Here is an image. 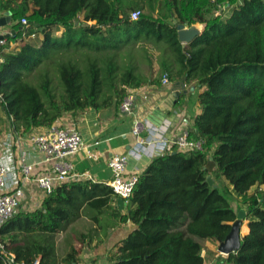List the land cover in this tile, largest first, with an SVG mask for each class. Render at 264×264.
Returning a JSON list of instances; mask_svg holds the SVG:
<instances>
[{
    "label": "trees",
    "instance_id": "1",
    "mask_svg": "<svg viewBox=\"0 0 264 264\" xmlns=\"http://www.w3.org/2000/svg\"><path fill=\"white\" fill-rule=\"evenodd\" d=\"M224 7H233L226 19L216 15ZM132 11L139 12L136 21L129 19ZM7 12L0 108L22 134L67 114L119 106L130 90L148 84L135 49L150 69V50L156 51L160 76L152 82L166 75L175 84L203 88L201 113L190 129L191 137L204 140L203 151L173 148L153 158L137 175L125 215L107 185L56 187L39 209L16 212L0 226V245L14 264H57L54 235L85 208L96 210V223L106 212L135 225L109 264H204L205 243L223 241L236 219L233 199L245 207L248 234L237 252L218 255L219 264H264V0H0V15ZM173 20L200 24V33L182 44ZM30 35L42 39L25 40ZM209 159L211 172L205 169ZM216 180L225 182L224 190ZM78 254L71 245L60 264H78ZM0 264H7L2 252Z\"/></svg>",
    "mask_w": 264,
    "mask_h": 264
},
{
    "label": "crops",
    "instance_id": "2",
    "mask_svg": "<svg viewBox=\"0 0 264 264\" xmlns=\"http://www.w3.org/2000/svg\"><path fill=\"white\" fill-rule=\"evenodd\" d=\"M3 15H0V18ZM10 30L9 25L0 28V36L7 35ZM61 32L62 30H60V34ZM35 38H37V41ZM32 39L39 43L42 36L36 35L25 40L31 41ZM15 46L16 44L10 45L11 48ZM152 68L150 69V74L146 75L144 73L149 77L148 84L131 92L135 94L137 108L141 115L148 116L154 124H160L164 120L170 122L166 136L172 139L180 129L186 127L190 130L192 128L194 117L201 113L197 96L203 91V88L197 87L194 82L175 84L169 81L168 85L152 82L156 80L155 77L157 75V77L160 76L158 64ZM10 122L4 113L1 112L0 131H5L9 126L11 127ZM5 124L6 127L4 128ZM54 124H62L77 129L82 135L86 146L85 149L72 157L75 173L74 177H71L66 183L92 181L108 186L112 179L108 160L112 156L126 155L128 157L127 174L136 176L146 168L153 158L159 156L157 154L149 158V153L136 147L135 139L130 132L131 119L121 115L118 111V106L113 105L99 112L89 110L82 114H67ZM38 130L40 128L33 129L27 134L35 133ZM15 133L19 136L26 135V133L22 134L16 130ZM15 152L18 156L24 153V157L28 162L38 161L32 147L25 143L16 142ZM38 171V168L34 170L33 177L37 175ZM33 177L22 183L20 187L17 212H33L40 208L46 198ZM124 202L125 205L122 206L121 210L116 207L121 215H125L128 209L127 201ZM243 208L245 207L243 206ZM96 213V210L85 208V213L80 218L69 223L60 233L54 235V261L57 264L61 263L62 258L71 245L79 249L78 264H109L108 258L116 246L135 229V225L130 221L125 223L118 222L106 212L99 216L98 223H96L91 220V217L96 215ZM246 225L247 220H243L240 229L241 237H245L248 234ZM244 228L247 229V233L242 235V229ZM208 244L205 243L206 248ZM211 250L215 252L213 256L217 260L215 264H219V253L216 246H213ZM204 255H206V252L203 255L201 254L203 258H205ZM221 258L225 259L226 257L221 256ZM213 261H208L207 264H213Z\"/></svg>",
    "mask_w": 264,
    "mask_h": 264
},
{
    "label": "built area",
    "instance_id": "3",
    "mask_svg": "<svg viewBox=\"0 0 264 264\" xmlns=\"http://www.w3.org/2000/svg\"><path fill=\"white\" fill-rule=\"evenodd\" d=\"M138 18V11H132L129 14L130 21H136ZM21 23L25 25L27 22L22 19ZM9 34L8 32L7 35ZM33 36H27L25 39ZM4 44L5 38L0 39V46ZM161 84H169L166 75L162 76ZM131 91L123 96L118 111L121 115L131 119L130 132L135 139L137 148L149 153V158L157 154L160 156L163 153L171 152L173 148L177 152L183 153L203 151L204 140L199 137H191L190 130L186 127L180 129L172 139L167 137L170 122L164 120L160 124H154L148 116L141 115L137 108L136 98ZM2 103L3 99L0 95V104ZM0 132V226H2L17 212L20 187L22 183L33 177L36 168L39 171L33 178L47 196L56 187L74 177L75 172L71 159L86 146L77 129L62 124L40 128L35 133L24 136L17 135L12 126ZM16 142L25 143L32 147L38 161L28 162L24 153L18 156L15 152ZM127 165L128 157L126 155H114L108 160V166L112 172V179L108 186L117 198L124 201L130 197L137 181L136 175L127 174ZM0 252L7 259V264H14L13 256L3 252L1 245ZM204 253L205 251L202 250L201 254ZM218 255L222 256L221 254ZM30 264H40V262L36 259Z\"/></svg>",
    "mask_w": 264,
    "mask_h": 264
},
{
    "label": "water",
    "instance_id": "4",
    "mask_svg": "<svg viewBox=\"0 0 264 264\" xmlns=\"http://www.w3.org/2000/svg\"><path fill=\"white\" fill-rule=\"evenodd\" d=\"M10 22H11L10 13L7 12L0 18V28L9 25ZM173 23L175 24V28L178 34V40L182 44L190 43L191 40L197 34L200 33V29H197L194 25L191 27H186L182 24H178L176 20H173ZM5 37H7V35L0 36V39H4ZM213 168H214V163L212 162L211 159H209V162L207 163L205 169L211 172ZM206 183L210 187L216 188V185H214L211 176H207ZM123 205H125L124 200H122L121 198H118L116 200V207L119 210H121ZM244 217H245V212L243 210H239V212L236 214V219L231 224L230 231L228 232L224 240L218 241L217 252L221 254L222 256L227 257L230 254L235 253L239 250L241 240L244 238V237H241L240 235V229H241Z\"/></svg>",
    "mask_w": 264,
    "mask_h": 264
},
{
    "label": "rangeland",
    "instance_id": "5",
    "mask_svg": "<svg viewBox=\"0 0 264 264\" xmlns=\"http://www.w3.org/2000/svg\"><path fill=\"white\" fill-rule=\"evenodd\" d=\"M233 9V7H224L221 11H219V12H217L216 13V15H222V18L223 19H226L229 15H230V12H231V10ZM197 29H200V27H201V25L200 24H195L194 25ZM55 35L56 36H58V35H60V31L59 32H56L55 33ZM36 39V41H37V38H35ZM31 41H34L33 39L31 40ZM150 52L151 53H153V58H152V64H151V69H153L152 67L154 66V65H157V60H156V56H157V53H156V51H154V50H150ZM132 53L134 54V56H135V64H136V66L138 67V71L140 72L141 70L146 74V75H148V74H150L149 72L151 71L150 70V67H149V65L147 64V62L144 60V59H142V53H141V49H135V50H133L132 51ZM48 69V72L53 76V71H52V68L51 67H48L47 68ZM32 75H30L29 77H28V79H29V81L32 83V84H34L35 83V78L34 77H31ZM158 76V75H157ZM156 76V77H157ZM155 77V79H157ZM133 93V92H132ZM134 94V93H133ZM134 96H135V94H134ZM1 112H3L2 111V109L0 108V113ZM3 122H5V121H3ZM6 127V124L4 125V128ZM215 182V184L217 183L218 185H219V187H221V189H223V188H225V182L224 181H221V180H216V181H214ZM224 190V189H223ZM227 190V189H226ZM255 191V188H252L251 190H250V192L249 193H253ZM233 201V209H236L235 211L238 213L239 211H238V209H244L243 208V206L241 205V204H239L238 203V200L237 199H233L232 200ZM235 201V202H234ZM236 213V214H237ZM242 235H244V230L242 229ZM213 246H216V248H217V245H211V244H208L207 245V248L209 249V250H211L212 248H213ZM207 248H206V251H207ZM205 251V252H206ZM211 251H213V250H211ZM213 255H215V254H213ZM213 255L212 256H209V255H204V260H205V264H207L208 263V261H212V260H214L213 261V264H215V262L217 261V260H215V257L213 258Z\"/></svg>",
    "mask_w": 264,
    "mask_h": 264
}]
</instances>
